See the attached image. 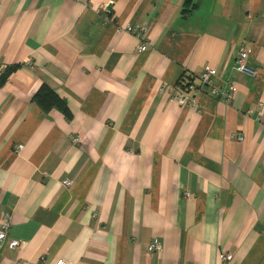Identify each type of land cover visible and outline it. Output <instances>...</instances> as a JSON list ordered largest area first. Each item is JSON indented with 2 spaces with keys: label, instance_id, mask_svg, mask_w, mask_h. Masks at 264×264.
I'll return each instance as SVG.
<instances>
[{
  "label": "crops",
  "instance_id": "crops-1",
  "mask_svg": "<svg viewBox=\"0 0 264 264\" xmlns=\"http://www.w3.org/2000/svg\"><path fill=\"white\" fill-rule=\"evenodd\" d=\"M11 66L0 264H264V0H0ZM205 67L231 99L173 101Z\"/></svg>",
  "mask_w": 264,
  "mask_h": 264
},
{
  "label": "built area",
  "instance_id": "built-area-1",
  "mask_svg": "<svg viewBox=\"0 0 264 264\" xmlns=\"http://www.w3.org/2000/svg\"><path fill=\"white\" fill-rule=\"evenodd\" d=\"M128 32H135V29L133 27L128 26L127 28ZM142 28H139L137 32L142 31ZM140 51H145L146 48L144 46H141ZM235 69L243 74H246L248 76H255V71L252 70L248 65V52L246 50H242L239 52L238 57L235 62ZM217 77L216 70L205 67L203 71L198 74V86H194L192 82L185 83L180 89V91H175L174 95L172 97V100L175 101L177 104L181 106H188L193 103L192 95L197 92L205 91L208 94L212 96H216L218 98H223L225 101H229L231 99V92H230V86L227 88H222L216 84L213 83V78ZM234 140L241 142L243 141V138L241 136H234ZM21 146H18L17 149H20ZM64 186H70V182L65 180L62 182ZM186 197L187 193L185 194ZM10 226V220L8 216H3L1 218V231H0V250L6 246L10 249H16L18 248L19 244L16 241H9L7 244H5L6 241V231L8 230ZM160 245L158 243H152L148 246L147 252L149 254L157 253L160 250ZM225 261L229 260V256L223 257ZM58 264H68L67 262L61 261Z\"/></svg>",
  "mask_w": 264,
  "mask_h": 264
},
{
  "label": "trees",
  "instance_id": "trees-1",
  "mask_svg": "<svg viewBox=\"0 0 264 264\" xmlns=\"http://www.w3.org/2000/svg\"><path fill=\"white\" fill-rule=\"evenodd\" d=\"M15 69V66H11L6 70L4 75L0 76V83H2L7 75ZM33 100L38 103V105L44 109L48 110L52 107H61L64 108V101L58 98L57 94L52 90L41 86L33 96ZM61 104H63L61 106Z\"/></svg>",
  "mask_w": 264,
  "mask_h": 264
},
{
  "label": "bare ground",
  "instance_id": "bare-ground-1",
  "mask_svg": "<svg viewBox=\"0 0 264 264\" xmlns=\"http://www.w3.org/2000/svg\"><path fill=\"white\" fill-rule=\"evenodd\" d=\"M145 47V46H144ZM187 196H188V198L189 197H192V195L191 194H189V193H187ZM9 228H10V226H9ZM8 228V229H9ZM8 231V230H7ZM7 231H6V233H7ZM10 241H13V240H10ZM9 241H5V244H7ZM10 249V248H9ZM11 250H15V249H11Z\"/></svg>",
  "mask_w": 264,
  "mask_h": 264
}]
</instances>
